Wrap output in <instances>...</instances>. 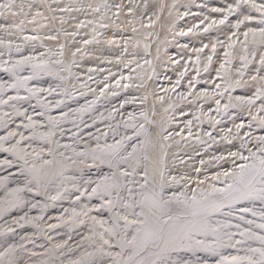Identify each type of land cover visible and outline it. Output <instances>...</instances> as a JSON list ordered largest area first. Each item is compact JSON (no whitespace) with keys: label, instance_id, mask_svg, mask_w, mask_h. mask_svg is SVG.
Returning a JSON list of instances; mask_svg holds the SVG:
<instances>
[{"label":"snow or ice","instance_id":"obj_1","mask_svg":"<svg viewBox=\"0 0 264 264\" xmlns=\"http://www.w3.org/2000/svg\"><path fill=\"white\" fill-rule=\"evenodd\" d=\"M196 7L199 13L191 12V4L162 0L151 7L148 0L142 6L134 0H0V73L7 76L0 79V154H5L0 170L15 169L0 176V221L6 225L0 236L31 225L47 242L37 244L28 237L19 244L5 241L0 264H264V135L252 131L264 132V0H232L210 8L208 15L206 3ZM165 9L171 24L162 25L165 32L190 15L202 17L173 32L172 40L212 29L224 36L192 49L195 77L184 66L175 84L163 89L175 93L178 101L168 103L164 95L152 93L162 107L167 104L164 113L192 115L180 107L185 101L197 108L200 115H192L179 130L172 127L175 116L156 119L155 103L152 118L143 110L125 114L135 96L99 111L121 91L146 89L145 76L136 70L148 65L156 75L148 58L153 44L155 60L179 63L170 56L162 60L167 35L152 40V32L144 34L152 42L143 45V65L136 59L140 41L135 37L140 29L152 28V16L161 19L157 13ZM145 16L148 24L143 23ZM129 27L131 35L125 36ZM111 29L121 30L119 41ZM45 41L56 42L55 49ZM104 45L118 50L114 59L104 55ZM201 54L209 87L197 90ZM85 57L94 58V66L74 71ZM186 76V90L177 93ZM44 77H51L54 85L34 83ZM137 78L141 83L134 85ZM238 90L241 94H235ZM147 100V94L139 98L142 105ZM72 102L78 106L71 107ZM225 117L232 127L220 128L224 134L217 139L214 133ZM194 121L199 125L195 134ZM221 141L228 147L206 161L204 156ZM193 154L200 157L199 166L187 163ZM64 200L70 207L63 208L55 223H47L48 209ZM18 210L23 214L9 223L5 218ZM34 210L38 214L30 215ZM60 228L67 233L58 232ZM77 229L82 234L73 242ZM51 233L67 238L56 240Z\"/></svg>","mask_w":264,"mask_h":264},{"label":"bare ground","instance_id":"obj_2","mask_svg":"<svg viewBox=\"0 0 264 264\" xmlns=\"http://www.w3.org/2000/svg\"><path fill=\"white\" fill-rule=\"evenodd\" d=\"M151 2V4L153 5L156 0H149ZM72 2V0H65V3H69ZM77 3H97L99 2V0H76ZM110 2V1H109ZM163 3L167 4V5H171L174 2L178 3L180 5H184V4H191V12L197 11L200 12L201 10L199 8L196 7V4H200V3H206L208 5V8L204 9V14L208 15L209 14V9L212 7H224L226 6L227 3H231L232 0H195V3H192V0H162ZM181 12L185 11V8L180 7L179 9ZM168 11L169 9H165L163 11V13H157V15H160L161 19L157 20L156 16H152V21L154 26L152 28H144V29H140V34L138 36H136L135 38L138 39L140 41V47L139 49H136V51H138L140 53V55H143V45L144 43H151L152 40H155L157 36H159L160 40H164L165 39V35H167V39L169 41V43L167 44V49L168 47L171 45L172 40V33L175 31H179L180 28V24L179 21L176 22V26L174 29H172L171 31L165 32L164 29H162V25H165V28H171V24L170 23H166L168 21ZM79 15V18L81 19V15ZM211 15L213 17L218 16V14L216 13H211ZM175 17V11H173V18ZM91 18V17H89ZM83 19H85V17H83ZM234 19V18H233ZM209 21L205 22V25L203 27L207 26V23ZM57 27H59V25L57 24ZM130 30V28H129ZM86 31V30H84ZM147 32H152L153 36H152V40L146 41L144 39V34ZM44 32H41V35H43ZM131 35V33H130ZM191 35V34H190ZM189 35V40H192L193 43H196L195 48H199L202 46V43H206V40L209 41L210 39H214L215 37L219 36L220 39H224L223 34L216 30V29H212L210 30L209 33H200V35L194 36L193 38H191V36ZM187 36L185 37H180L177 36L176 38H178L179 40H188L186 39ZM182 38V39H181ZM61 42L64 41V37L60 38ZM131 48H132V43H131ZM152 56L148 57L149 59L153 60V67H155V71H156V75L152 74V68H150L148 65H143V62L139 61L142 65L143 68H137L136 72L140 73L141 75L145 76V80L144 83L146 85V89L145 88H140V90H142L144 92V95L147 94L148 95V100L142 105L141 103H137V105L141 106L143 111L147 112L149 117H151V108L153 103L156 104V109L158 112V115L156 117L157 120L161 119V117H163L164 119H167L169 116H175V121L172 124L173 129L179 130V128H182L183 126L178 124V120L180 121H186L183 116H181L179 114V111H173L170 110L168 113H164L163 111V107H167V104H165L163 107L159 104L158 101L155 100V97L152 95L153 91L155 90L156 94L158 95H164L166 100L168 101V103H171L172 101H178L177 98L173 97V96H169V94H166L162 91H158V88H162L159 87L158 84L159 83H163V80H165V82H168L169 78H174L175 76H179V73L184 71V66H187L188 69V75L195 77L196 73H195V67H197V65L195 64V59H196V54L190 50L186 51L185 53L182 54H173L176 53L177 51H172L171 53L167 52V55H165V45H161V57L163 61H167L169 56H172V58L174 59H178L180 57H182V59L185 60L184 66L181 64H176L173 65L171 63H167L166 65L161 63V61H157L155 60V44H153L152 46ZM209 50H206V52H208ZM218 52H220L222 54V50L218 48ZM175 55V56H174ZM189 57H191V59L189 60ZM87 59H89L88 57H85L84 61H86ZM82 61V63L84 62ZM203 63H204V54H201V65H199V67L201 68V73H200V83L204 84V87H209V84H206L205 81L208 80V73H204L203 72ZM133 67H135V65H133ZM136 73H133V76H135ZM159 75V76H158ZM212 75L214 76V73H212ZM147 76H152L151 80L147 79ZM154 77H157L158 81L153 80ZM187 76L184 78L183 81H185V84L187 85ZM134 83H136V85L141 83V80L139 78L135 79L134 81H132ZM210 83V82H209ZM132 89L134 90L135 88L132 87ZM202 90V89H201ZM239 91V90H238ZM240 92V91H239ZM179 93V92H178ZM143 97V96H142ZM169 97H171V100H169ZM180 107H183L184 109L189 108L188 106L184 105V104H180ZM194 108H196L195 106H193ZM197 109V108H196ZM193 115H200L199 111L196 110L193 112ZM207 124V123H205ZM204 129H208V127H204ZM210 130V129H209ZM193 133H197L199 131V128L196 130H192ZM201 135H203V133H201ZM219 136H217V139H219ZM205 139H207V137H204ZM177 139H179V137H177ZM188 141L189 144H195V139L193 137H188ZM209 143H211L209 141ZM228 147V145H223L222 146V141L217 144L214 145L210 150L209 153L207 155L204 156V159L207 161L208 157L212 154H219L221 151H224L226 148ZM186 151H190L189 149H186ZM201 151H203V149H201ZM181 155H183V153H181ZM193 158H196V160L200 159L199 156H196L195 154H193ZM185 160H187V157H185ZM179 167H183L182 165H178ZM93 203H96V201L94 200ZM58 232L62 233V234H66L67 233V229L66 228H61ZM82 234V230L81 229H77L75 232L72 233L73 235V240H79L80 239V235ZM73 241V242H74Z\"/></svg>","mask_w":264,"mask_h":264},{"label":"rangeland","instance_id":"obj_3","mask_svg":"<svg viewBox=\"0 0 264 264\" xmlns=\"http://www.w3.org/2000/svg\"><path fill=\"white\" fill-rule=\"evenodd\" d=\"M109 1L112 2V0H109ZM124 3L127 4L128 0H124ZM142 3H143V0H134V4H140L142 6ZM148 3L150 5V7H151L152 4H151V2L149 0H148ZM192 13H199V12L194 11ZM149 14H151V12ZM83 17L84 16L81 15V19H83ZM201 18H202L201 16H192V15H190V16L186 17L183 20H179L180 28L181 29L183 28V29L186 30L187 27L191 26L192 24L198 23ZM134 22H135V26L137 28H140L141 21H140L139 17H137ZM69 23L71 24V23H74V22L70 21ZM143 23L144 24H148L149 23L148 16L144 17ZM204 25H201V28H203ZM65 27L68 29V31H72V28L69 27L68 25H65ZM129 28H128L127 32L125 33V36L130 35V33H131ZM120 31L121 30H118V29H111L110 30V32L116 33V39L118 41L120 40ZM200 33H202V31L199 32L196 35H192V36L190 35V36H191V38H193L194 36L198 37L200 35ZM27 34H31V33H27ZM62 38H63V36H62ZM186 39H188V40H184L183 41V40H179L178 38L173 40L171 42V45L168 47L167 52L171 53L172 51H177L176 53H173V54H177V53L178 54L179 53L182 54V53H185L188 50L192 51V49L195 48L196 43L195 42L193 43L192 40H189V36H187ZM45 43L47 45L53 47V49H55L56 42L45 41ZM206 43H208L207 40H206ZM184 44L188 45L187 49H184L182 47H178V45H184ZM90 47H94V46H90ZM129 47L131 49V42L129 44ZM117 52H118L117 49L109 48L107 45H104V55L105 56H110V57H112L114 59V55ZM170 57H172V56H170ZM136 59L141 61V62H143V55H140V56L136 57ZM93 60H94V58L92 60L87 59L86 61H84L82 63V67L81 68L74 69V71H76V72H86L88 66H94ZM176 60L179 61L178 64H181V65L184 66L185 60L182 59V57H180V58H178ZM102 66L106 67V68L107 67H112V70L116 71V67L115 66H111V65H102ZM123 71H124L125 74H127V69H123ZM118 76H119V73H117V78H118ZM177 78H178V76H175L174 78H170V79H168V82H165V80H163V83L161 82V83L158 84L159 87H162V88H158V91L164 92L163 89H170L175 84ZM0 79H7L6 74L0 73ZM153 80L158 81L157 77H154ZM34 83H37L39 86H42V87H48L49 85H54V81H53V79L51 77H44L43 80L38 81V82H34ZM89 83L92 84V87H96V85L94 83H92V82H89ZM132 83L134 85H136V83H134V82H132ZM134 88H135L134 90L132 88H129L127 91H121L120 96L118 98H113L110 102H103L99 106V111L110 110L112 105H116L118 107L119 106V102L121 100H123L125 98L131 99V97L135 96V97L138 98L136 103H134V104L130 103V104L126 105L125 109L123 111L125 112V114H127V112H130V111H135L138 114L139 111H141L143 109H142L141 106L137 105V103H140L139 98L144 96V92L142 90H140V88L139 89L136 88V87H134ZM186 88H187V85L185 84V81H182L181 86L178 87L176 91H177V93L181 92V91H185ZM196 88H197V90H201V89H204L205 87H204V84L198 83L196 85ZM167 94H169V96H173V97H175V98H177L179 100L178 96L175 93L168 92ZM235 94H241V92L237 91V93H235ZM90 98L91 97L89 96V99ZM189 99H191V97ZM33 103H34V101H33ZM79 103H83V99H81L79 101ZM182 104L187 106V102L186 101L183 102ZM70 106L71 107H77L78 105H77L76 102H72ZM25 107H27V105H25ZM196 110H197L196 108L192 107V108L185 109V112L186 113L191 112L192 115H193V112L196 111ZM192 115H187L186 114L185 116H183V118L187 121L188 119L192 118ZM118 119H119V117H118ZM224 121H225L224 124H221V125L217 126L216 133H214V134L218 133L219 135H223L224 133L220 132V128H222V127H232V122L230 120H228L227 117L224 118ZM177 122H178V124L180 126L181 125L184 126V123H185L184 121L178 120ZM238 122L239 121H237V123ZM205 126L208 127V124H204L203 128ZM198 128H199V125L197 124V122L194 121L192 130H196ZM85 131H88V130H85ZM92 131H94V129ZM252 131H253L254 135H264V132H260L257 129H253ZM233 132H235V129H233ZM0 134H3V133L0 132ZM184 135L187 136V130H185ZM238 143H239L238 140L234 141V144H238ZM223 145H226V144L222 141V146ZM4 155L5 154H0V160L4 159ZM187 163L190 166H199V161H198V159L196 160V158H193V160H191V161H187ZM9 171L14 172L15 169L13 168V169L0 170V176L7 175ZM68 207H70L69 201L64 200V201L57 202L55 207L49 208L47 213H46V215H45V219H46L47 223H55L56 222L55 217L58 216L63 211V208H68ZM25 211H26V209H25ZM22 214L23 213L18 210L16 212L12 213L11 215L7 216L5 219L9 223H11V220H12L13 217L18 216V215H22ZM37 214H38L37 210H34L33 212L30 213V215H33V216L37 215ZM48 217H52V219H48ZM2 227H6V225L4 224V221H0V228H2ZM60 229H57V231H59ZM51 235H53L56 240H61V239H66L67 238L66 235L57 236L55 233H51ZM24 237L36 239V243L37 244H46L47 243L46 240L43 238V236L40 235L35 228H33L31 225H26L24 228H16L15 234L7 235V236H0V244L5 243V241H7L9 243H17V244H19V243L25 242V241L22 240V238H24ZM37 237H39V238H37ZM28 247L32 248L34 251H37V252L42 251V249H40V248H34V246L31 245V244H29ZM22 259H24V260L28 259L27 253H23L22 254ZM33 259H35V258H33Z\"/></svg>","mask_w":264,"mask_h":264}]
</instances>
